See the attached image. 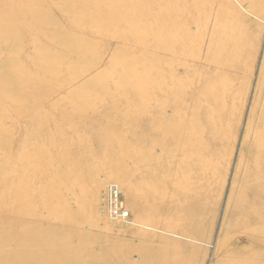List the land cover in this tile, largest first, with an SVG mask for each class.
<instances>
[{"label": "rangeland", "instance_id": "obj_1", "mask_svg": "<svg viewBox=\"0 0 264 264\" xmlns=\"http://www.w3.org/2000/svg\"><path fill=\"white\" fill-rule=\"evenodd\" d=\"M68 2L0 0V264H264V0Z\"/></svg>", "mask_w": 264, "mask_h": 264}, {"label": "bare ground", "instance_id": "obj_2", "mask_svg": "<svg viewBox=\"0 0 264 264\" xmlns=\"http://www.w3.org/2000/svg\"><path fill=\"white\" fill-rule=\"evenodd\" d=\"M119 1V0H118ZM66 5H68L69 6V8L71 9V11H76L77 12V7H78V4L76 3V0H72V1H70L69 0V2L66 4ZM250 5V4H249ZM123 6V5H122ZM66 7V6H65ZM124 7V6H123ZM242 7V6H241ZM15 12H17V11H15ZM15 12L13 11V13H10V14H8V17H9V20L11 19V21H9V22H0V36H3V37H7V36H10V34H12L13 35V33H14V30H15V28H17V26H18V24H20V27H21V29H20V31H22L23 30V26L21 25V23H22V21H19L18 22V20H20L21 19V16L19 17V15H17V14H15ZM24 17V16H23ZM27 19H30V21H35L36 19H37V22H38V19H39V21H41V18L40 17H37V16H34V15H32L30 12L29 13H27L26 14V20ZM74 23H76V22H74ZM5 25H7L8 27H9V30H7L6 28H5ZM74 27V30L76 31V32H78V33H83V34H85V35H87V36H89V32L86 30V28H84L83 30H81L80 28H77L75 25L73 26ZM5 30H7V31H5ZM73 31V30H72ZM74 31V32H75ZM86 32V33H85ZM207 35V34H206ZM84 37L86 40H89L90 39V37ZM14 37H15V35H14ZM13 38V37H12ZM11 43H12V41H11ZM73 43H76V41H74ZM65 49H68V50H71V49H73V46H72V44H68V45H66L65 46ZM164 49V48H163ZM10 52V51H9ZM165 52V51H164ZM163 54V53H162ZM165 54H166V52H165ZM162 57V56H161ZM62 59V58H61ZM61 59H59V60H61ZM164 58H162L161 59V62H162V60H163ZM8 60V59H7ZM62 61V60H61ZM4 67V66H3ZM5 67H6V65H5ZM9 67V66H8ZM5 69V68H4ZM3 68H2V70H4ZM5 71V70H4ZM8 71V70H7ZM6 73V72H5ZM9 73V72H8ZM6 75V74H5ZM9 75V78H8V80H9V85H8V89L6 90V93H5V95L6 96H8L9 94H11V93H14L15 92V89L17 88V87H19L20 85H31V83H41L40 82V80L39 81H37V82H31V81H19V78L18 77H15V73H14V76H12V75H10V74H8ZM2 80L0 79V82H1ZM43 83V82H42ZM8 94V95H7ZM26 95H28V94H26ZM194 109V108H193ZM193 113V112H192ZM178 128V127H177ZM171 132V131H170ZM191 156L195 159V160H197V159H199L200 158V160L204 163V145L202 144V146H200L199 147V151L198 150H196L195 149V151H191ZM153 191V190H152ZM21 209V208H20ZM146 227V226H145Z\"/></svg>", "mask_w": 264, "mask_h": 264}, {"label": "built area", "instance_id": "obj_3", "mask_svg": "<svg viewBox=\"0 0 264 264\" xmlns=\"http://www.w3.org/2000/svg\"><path fill=\"white\" fill-rule=\"evenodd\" d=\"M101 212L110 221L128 223L130 219L129 211L122 206L119 187L114 183H109L102 193Z\"/></svg>", "mask_w": 264, "mask_h": 264}]
</instances>
